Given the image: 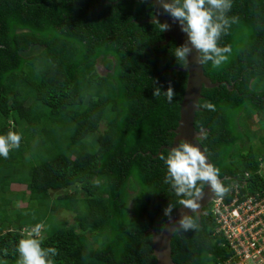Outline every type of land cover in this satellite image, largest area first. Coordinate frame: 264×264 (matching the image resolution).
Masks as SVG:
<instances>
[{
	"label": "trees",
	"instance_id": "trees-1",
	"mask_svg": "<svg viewBox=\"0 0 264 264\" xmlns=\"http://www.w3.org/2000/svg\"><path fill=\"white\" fill-rule=\"evenodd\" d=\"M231 3L227 16L236 20L218 41L231 53L219 68L202 65L221 85L202 89L194 128L207 129L199 142L225 186L247 172L245 190L256 194L264 191V147L249 143L256 137L264 145V137L248 121L264 119V0ZM154 12L151 0H0V135L22 136L8 159L0 157V188L22 183L36 204L9 212L0 200V264H15L23 227L51 222L58 207L78 213L73 225L43 230L42 246L58 250L54 264H156L150 229L161 231L170 203L172 213L181 206L159 157L172 146L187 73L174 70L172 38L156 45L163 32L144 21ZM33 49L40 51L28 55ZM169 83L171 103L153 97L154 87L163 92ZM210 209L198 230L173 234L174 264L234 256Z\"/></svg>",
	"mask_w": 264,
	"mask_h": 264
},
{
	"label": "clouds",
	"instance_id": "clouds-1",
	"mask_svg": "<svg viewBox=\"0 0 264 264\" xmlns=\"http://www.w3.org/2000/svg\"><path fill=\"white\" fill-rule=\"evenodd\" d=\"M157 3L172 21L178 23L180 31L187 36L186 41L175 47L173 52V57L181 68L187 66L188 57L193 51L197 54V63L204 65L210 62L213 69L227 62L231 47H220L218 41L236 20L235 17L227 16L232 7L231 0H157ZM155 23L159 24L161 32L170 27L168 23H160L159 20H155ZM155 83L159 84L158 81ZM161 94L168 103H171L176 95L171 83L163 92L160 87H154L153 97H159ZM202 107L210 111L215 110L210 101H205ZM21 140L22 136L13 131L0 135V157L8 159L10 151L20 147ZM159 159L166 166L164 183L179 198L178 204L182 206L180 218L176 221H173L171 215L174 208L171 203L163 210V214L181 234L198 230V214L204 189L209 188L212 196L221 201L230 191L220 179V169L209 163L206 155L186 140L179 141L175 147L168 150L167 156L161 154ZM258 173L260 174V169ZM43 230V223L23 229V236L14 247L17 257L15 264H54L53 257L58 255V250L42 246ZM3 254L8 255L7 249L3 250Z\"/></svg>",
	"mask_w": 264,
	"mask_h": 264
},
{
	"label": "water",
	"instance_id": "water-1",
	"mask_svg": "<svg viewBox=\"0 0 264 264\" xmlns=\"http://www.w3.org/2000/svg\"><path fill=\"white\" fill-rule=\"evenodd\" d=\"M151 1L154 6V16L152 18H147L144 21L155 23V20H159L160 23H168L170 26L167 31L163 32L164 40L162 42L156 43V45H165L168 43L170 38H172L177 45H182L187 39L186 34L180 31L178 23L172 21L169 15L163 12L159 3H157V0ZM196 55V52L193 51L188 57L187 66L182 68H174L176 71L186 72L187 81L183 99L180 103V116L177 127L174 130L175 136L173 138V143L170 148L166 149L170 150L172 147H175L179 141L186 140L187 142L193 144V146L198 147L206 155L205 151L200 145L199 140L203 138V133L207 129H201L197 131L194 128V117L196 112L200 110L197 105L199 104V100L202 98V89L217 88L221 85V82H212L204 75L202 65L196 62ZM226 86L228 89H230L229 85L226 84ZM207 160L209 163H211L208 157ZM221 180L224 181L225 178H221ZM216 201L218 200L212 196L209 188L206 187L204 189L203 200L200 202L201 208L199 210L198 219H200V217L204 214L203 209L209 204L212 206ZM181 207L182 206L177 208L171 214L173 221H176L180 218L179 212ZM150 231L152 233V249L153 255L157 261L156 264H174L171 258L170 243L173 234L178 231L173 228L172 224L168 222V219L159 233H156L153 229H150Z\"/></svg>",
	"mask_w": 264,
	"mask_h": 264
},
{
	"label": "built area",
	"instance_id": "built-area-1",
	"mask_svg": "<svg viewBox=\"0 0 264 264\" xmlns=\"http://www.w3.org/2000/svg\"><path fill=\"white\" fill-rule=\"evenodd\" d=\"M243 182L234 181L228 202L218 200L211 213L234 256L225 264H264V191L251 194Z\"/></svg>",
	"mask_w": 264,
	"mask_h": 264
},
{
	"label": "rangeland",
	"instance_id": "rangeland-1",
	"mask_svg": "<svg viewBox=\"0 0 264 264\" xmlns=\"http://www.w3.org/2000/svg\"><path fill=\"white\" fill-rule=\"evenodd\" d=\"M36 51L39 52L40 50L33 49L30 52H28V55H33V53H35ZM97 69L100 73H104V69L101 65H98ZM262 120L264 121V119L254 117L253 121H248L249 130L256 133L257 136L259 137H264V127H262ZM28 128L30 127L28 126ZM104 128H105L104 123H101L100 131H103ZM249 144L254 145V148L256 150H259L262 147H264L261 141L256 137L252 138V143H249ZM2 174H3V171L0 172V175ZM260 174H264V165L260 167ZM24 188H26V186L22 183H11V184H8V186H4L3 184V186L0 188L1 189L0 200H3V202L6 203L7 209L9 212H15L16 210L25 209V208H26V212H28V210H33L36 207L35 202H32L29 199V194L27 191H25ZM71 191H73V188H70L65 191L51 192L50 198L54 200L55 198H57V195L63 194V193H72ZM78 197H83V195L79 193ZM5 208L6 207H2V210H5ZM77 213L78 212H76L75 210L69 209L67 207L65 208L58 207L55 212H51L52 221L47 224H46V220L44 221L43 223L44 229L46 227V229H49V231H51L54 227L59 225V222H65L67 226L73 225L74 217L77 215ZM1 216L4 218V215H1ZM26 227L27 226H24L23 229H25ZM23 229H22V233H23ZM46 236H47V232L43 234V237H46Z\"/></svg>",
	"mask_w": 264,
	"mask_h": 264
}]
</instances>
